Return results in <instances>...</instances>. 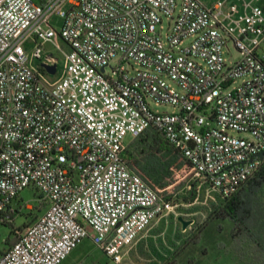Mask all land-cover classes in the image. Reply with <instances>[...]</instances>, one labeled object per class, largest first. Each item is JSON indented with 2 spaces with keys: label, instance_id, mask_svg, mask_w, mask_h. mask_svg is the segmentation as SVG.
Here are the masks:
<instances>
[{
  "label": "built area",
  "instance_id": "obj_1",
  "mask_svg": "<svg viewBox=\"0 0 264 264\" xmlns=\"http://www.w3.org/2000/svg\"><path fill=\"white\" fill-rule=\"evenodd\" d=\"M227 42L238 53L228 63ZM147 128L221 199L253 174L264 151V0H0V221L25 187L45 205L0 264H59L87 228L102 264H123L172 206L122 155L124 137Z\"/></svg>",
  "mask_w": 264,
  "mask_h": 264
},
{
  "label": "rangeland",
  "instance_id": "obj_2",
  "mask_svg": "<svg viewBox=\"0 0 264 264\" xmlns=\"http://www.w3.org/2000/svg\"><path fill=\"white\" fill-rule=\"evenodd\" d=\"M48 22L54 29H58L61 18L53 14ZM165 26L163 18L161 33H164ZM43 48L54 53L49 44H44ZM237 55V50L227 42L223 50L226 63L235 60ZM118 64L127 68L131 61L116 62V59H112L109 63L111 67ZM58 70L57 65L52 78L57 76ZM105 71L110 73L108 66ZM150 106L162 112L176 110L168 104L154 106L150 103ZM131 140L129 135L124 137L126 148H129ZM183 171L189 175V182L168 200L172 205L168 214L150 225L126 250L123 264H156L171 252H176L174 264H259L263 251H258L249 240L231 238L229 222L209 219L211 209L221 198L214 192L206 191L189 168ZM10 209V219L0 221V253L16 238L18 232L44 211L45 205L39 200L34 188L25 187L12 199ZM178 216L190 221L184 229L177 221ZM195 230H199V238L192 244L189 234ZM87 232L89 236L83 238L59 264H102L106 261L102 251L90 238L91 229L87 228Z\"/></svg>",
  "mask_w": 264,
  "mask_h": 264
},
{
  "label": "trees",
  "instance_id": "obj_3",
  "mask_svg": "<svg viewBox=\"0 0 264 264\" xmlns=\"http://www.w3.org/2000/svg\"><path fill=\"white\" fill-rule=\"evenodd\" d=\"M131 141L122 155L129 168L157 195L169 200L189 182V175L182 172L184 168L190 169L185 159L153 129H145ZM208 217L229 222L231 238L251 241L258 251H263L259 264H264V152L253 174L222 198ZM198 231L189 234L190 243L197 242ZM175 259L176 252H171L156 264H174Z\"/></svg>",
  "mask_w": 264,
  "mask_h": 264
},
{
  "label": "water",
  "instance_id": "obj_4",
  "mask_svg": "<svg viewBox=\"0 0 264 264\" xmlns=\"http://www.w3.org/2000/svg\"><path fill=\"white\" fill-rule=\"evenodd\" d=\"M43 67L49 71L50 73H52L54 71V66H46V65H43ZM263 152L264 151H260V152H257L255 154V156L258 158V159H261L262 155H263ZM177 221L180 223L181 225V228L184 229L189 223L190 221L188 220H183L180 216L177 217Z\"/></svg>",
  "mask_w": 264,
  "mask_h": 264
},
{
  "label": "crops",
  "instance_id": "obj_5",
  "mask_svg": "<svg viewBox=\"0 0 264 264\" xmlns=\"http://www.w3.org/2000/svg\"><path fill=\"white\" fill-rule=\"evenodd\" d=\"M10 243H11V242H9V243L7 244V246H8ZM7 246H6V247H7Z\"/></svg>",
  "mask_w": 264,
  "mask_h": 264
}]
</instances>
